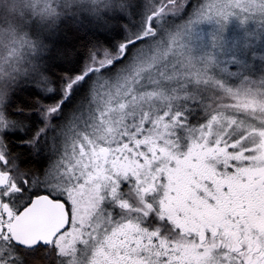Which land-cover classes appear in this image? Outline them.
<instances>
[{
  "label": "snow or ice",
  "instance_id": "snow-or-ice-1",
  "mask_svg": "<svg viewBox=\"0 0 264 264\" xmlns=\"http://www.w3.org/2000/svg\"><path fill=\"white\" fill-rule=\"evenodd\" d=\"M59 7L0 64V264H264V67L215 56L264 0Z\"/></svg>",
  "mask_w": 264,
  "mask_h": 264
},
{
  "label": "rangeland",
  "instance_id": "rangeland-1",
  "mask_svg": "<svg viewBox=\"0 0 264 264\" xmlns=\"http://www.w3.org/2000/svg\"><path fill=\"white\" fill-rule=\"evenodd\" d=\"M39 1L40 0H27L26 4L19 1L30 10L29 14L32 16V23L24 19L25 22H28V28L35 23L37 25L43 23L39 20L36 21L37 15L34 13ZM0 16L5 17L6 14H0ZM226 25L225 42L222 47L215 49V56L217 59L221 63H226L228 65L247 62L248 67L253 72H259L261 68L264 67V55L259 54L264 52V33L257 29L253 22H249L245 25L237 17H232L226 22ZM196 28L205 36V47H208L207 37L214 29V25L209 22H201L196 25ZM248 32L252 33V35H247ZM21 33L16 31L14 34L9 33L6 35V33L0 31V64L7 66L8 60L6 57L9 53L12 56V64L10 62V65L14 66H22L23 62L30 58L32 55V43L31 41L28 43ZM13 36L14 38H12ZM245 41H247L246 46L241 47V45L245 44Z\"/></svg>",
  "mask_w": 264,
  "mask_h": 264
},
{
  "label": "trees",
  "instance_id": "trees-1",
  "mask_svg": "<svg viewBox=\"0 0 264 264\" xmlns=\"http://www.w3.org/2000/svg\"><path fill=\"white\" fill-rule=\"evenodd\" d=\"M19 1L24 4L27 3V0H4L3 10L0 11V14H6V16H0V31L6 33V35L9 33L14 34L16 31H18V33L24 32L21 34L29 43V41L34 42L38 39L43 40L45 35L58 26L59 18L53 13V10L57 13L62 11V8L59 7L62 0H40L34 13L37 15L36 21L39 20L43 23L38 25L35 23L30 28L27 26L28 22L24 21V19H26L30 21L29 23H32V16L29 14L30 10ZM45 1H47L48 4ZM189 2L195 3L196 0H189ZM61 35L67 39H73V34L67 29H65ZM122 35L123 33L121 32V35L117 36L116 39H120ZM12 38H14V36ZM6 58L9 61V63L7 61V65H10V62L12 64V56L10 53ZM53 71L59 74L62 69L54 68ZM24 96L27 98L26 93Z\"/></svg>",
  "mask_w": 264,
  "mask_h": 264
},
{
  "label": "clouds",
  "instance_id": "clouds-1",
  "mask_svg": "<svg viewBox=\"0 0 264 264\" xmlns=\"http://www.w3.org/2000/svg\"><path fill=\"white\" fill-rule=\"evenodd\" d=\"M4 0H0V11L3 10Z\"/></svg>",
  "mask_w": 264,
  "mask_h": 264
}]
</instances>
